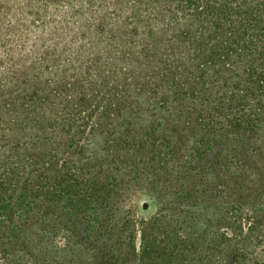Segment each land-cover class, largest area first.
Instances as JSON below:
<instances>
[{"label":"trees","instance_id":"1","mask_svg":"<svg viewBox=\"0 0 264 264\" xmlns=\"http://www.w3.org/2000/svg\"><path fill=\"white\" fill-rule=\"evenodd\" d=\"M140 103L238 152L148 220L71 154L94 122L128 145ZM0 127V264H264V0H0Z\"/></svg>","mask_w":264,"mask_h":264},{"label":"rangeland","instance_id":"2","mask_svg":"<svg viewBox=\"0 0 264 264\" xmlns=\"http://www.w3.org/2000/svg\"><path fill=\"white\" fill-rule=\"evenodd\" d=\"M135 117L133 126L123 128L127 136L135 138L128 145L119 142L117 137L104 136L94 122L91 126L95 131L83 141V150L71 152L72 160L79 162L78 168L88 166L109 178L114 186L112 201L117 217L129 214L144 220L154 217L158 193L179 186L175 180L179 173L213 174L223 169L233 170L234 162L228 161L238 152H233L234 141L228 134L230 127L214 126L211 135H205L206 140H201L203 128L172 124L174 112L168 107L140 103ZM10 140L7 133L0 132V147L4 148L0 149V158H15L14 144ZM201 142L214 147L213 154L217 152L218 159L215 155L210 156L211 152L207 150L202 153L203 163L191 157ZM240 147L238 144L237 148ZM163 196L168 199L167 195ZM242 204L247 206V202Z\"/></svg>","mask_w":264,"mask_h":264}]
</instances>
